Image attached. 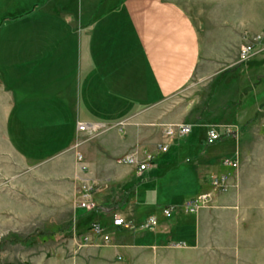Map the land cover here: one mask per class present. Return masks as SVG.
Listing matches in <instances>:
<instances>
[{
  "label": "crops",
  "instance_id": "1",
  "mask_svg": "<svg viewBox=\"0 0 264 264\" xmlns=\"http://www.w3.org/2000/svg\"><path fill=\"white\" fill-rule=\"evenodd\" d=\"M26 1L34 7L0 22V158L29 166L69 156L72 167L65 172L72 168L79 184L95 183L98 205L84 209L90 221L116 232L109 250L118 253L120 264L136 258L151 264L158 255L142 256V247L197 246L212 239L225 206H236L235 191L218 190L215 205L198 212L186 211L183 203L211 190L213 173L228 172L233 182L236 170L223 163L219 139L207 141L208 122L172 118L162 105L197 71V18L212 0ZM253 1L235 5L228 16L256 17ZM175 119L192 129L201 126L205 146L187 134L165 141L161 122ZM78 121L100 123L99 133L87 137ZM130 154L140 160L151 155L150 166L139 170L126 160ZM169 204L175 207L166 216L162 208ZM115 214L134 227L115 225ZM151 214L158 223L144 226Z\"/></svg>",
  "mask_w": 264,
  "mask_h": 264
},
{
  "label": "rangeland",
  "instance_id": "2",
  "mask_svg": "<svg viewBox=\"0 0 264 264\" xmlns=\"http://www.w3.org/2000/svg\"><path fill=\"white\" fill-rule=\"evenodd\" d=\"M244 1L212 0L205 11H199L203 16L197 18L202 24L200 64L188 86L162 104L172 118L208 122L223 133L217 141L225 151L222 158L238 156L240 163L229 165L236 176L224 189H215L212 183V176L223 172L212 174V188L207 191L214 192L213 201L200 209L215 205L216 192L228 188L235 191L236 206L234 210L225 206L212 239L197 246L142 247V256L158 255L151 264H264V109H260L264 108V0L251 3L257 13L254 18L229 17L234 6ZM36 3L44 5L41 0ZM34 5V1L0 0V22ZM4 36L6 43L8 34ZM244 44L253 47L245 58L240 52ZM178 120L161 122L163 133L165 122ZM200 128L193 125L187 135L205 146ZM227 128L238 130L236 136H225L231 135ZM96 134L87 132V137ZM65 167H72L67 155L29 166L0 158V264L124 262L109 250L111 242L78 244L84 230L100 221H90L89 210L78 206L83 180L77 183L70 176L72 168L65 172Z\"/></svg>",
  "mask_w": 264,
  "mask_h": 264
},
{
  "label": "built area",
  "instance_id": "3",
  "mask_svg": "<svg viewBox=\"0 0 264 264\" xmlns=\"http://www.w3.org/2000/svg\"><path fill=\"white\" fill-rule=\"evenodd\" d=\"M253 47L252 44H244L241 47V55L243 58L250 55ZM164 135L166 137H171L174 135H185L189 133L192 129V124L176 121V122H165L164 123ZM78 128L81 130H85L90 134H96L99 133L101 124L100 123H93V122H87V121H78ZM237 128V127H236ZM235 131H238L236 129L227 128L226 134H235ZM223 136V133L220 132V130L213 125L208 126V132H207V141L209 143H213L216 140L220 139ZM78 144V143H77ZM168 142H164L160 144V148L162 151H166L168 149ZM83 155L82 153H78V158L82 159ZM150 159L151 155L148 156V158L144 160H140L135 154H130L126 157V160L129 163H135L138 165L139 170H144L150 166ZM223 163L226 165H231L233 167H237L240 163V160L238 156L231 157L226 156L223 158ZM229 173L223 172L221 174L213 175L212 176V183L215 187V189H224L229 184ZM81 194L78 199V206L82 208H95L98 205L97 200L94 197L93 191L95 190V183L91 181H83L81 184ZM213 195L214 192L211 191H202L199 194L190 196L186 199V201L183 203V207L186 211H198L203 205L207 203H211L213 201ZM174 205H164L162 210L163 213L166 216H171L174 210ZM113 223L115 225H120L126 228H132L134 227V222L131 219L126 218L125 216L121 214H115ZM158 223V217L155 214H151L148 216L146 221L143 223L144 226L147 227H154ZM95 240H98L96 244L101 243H109L112 241V236L108 232V230L105 228V226L97 221H93L90 226L88 227L87 231H84L79 239L78 244L80 246L86 245L88 243H93Z\"/></svg>",
  "mask_w": 264,
  "mask_h": 264
},
{
  "label": "trees",
  "instance_id": "4",
  "mask_svg": "<svg viewBox=\"0 0 264 264\" xmlns=\"http://www.w3.org/2000/svg\"><path fill=\"white\" fill-rule=\"evenodd\" d=\"M71 233H72V229H71Z\"/></svg>",
  "mask_w": 264,
  "mask_h": 264
}]
</instances>
